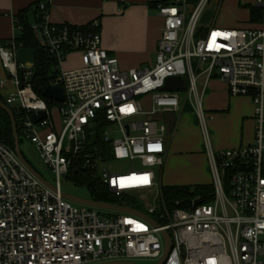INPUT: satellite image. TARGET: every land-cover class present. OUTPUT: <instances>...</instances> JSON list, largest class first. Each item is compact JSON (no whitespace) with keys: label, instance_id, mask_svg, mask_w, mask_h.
Masks as SVG:
<instances>
[{"label":"built area","instance_id":"2783aa9c","mask_svg":"<svg viewBox=\"0 0 264 264\" xmlns=\"http://www.w3.org/2000/svg\"><path fill=\"white\" fill-rule=\"evenodd\" d=\"M148 2L163 19L157 55L150 66L132 69H120L117 57L103 48L97 20L54 24L49 2L38 3L31 28L54 60L58 76L52 82L62 87L61 103L31 87L32 69L17 63L13 39L0 44L2 67L14 88L5 101L19 118L21 137L37 148L54 176L53 182L44 178L49 188L0 142V264H264V25L203 29L197 23L208 0ZM73 52L81 65L63 68ZM168 76L182 77L186 88L161 90ZM211 78L223 82L230 96L251 99L252 143L212 149L202 107ZM5 81L0 79V87ZM181 106L197 114L213 190L168 207L152 170L165 164L166 128L146 116ZM34 111L45 112V118L33 121ZM124 160L138 167L125 173L112 168ZM71 176L97 180L115 197L134 196L136 202L113 204L144 216L65 198L61 180L76 183ZM164 232L170 238L167 253Z\"/></svg>","mask_w":264,"mask_h":264},{"label":"crops","instance_id":"0c3cea01","mask_svg":"<svg viewBox=\"0 0 264 264\" xmlns=\"http://www.w3.org/2000/svg\"><path fill=\"white\" fill-rule=\"evenodd\" d=\"M45 0H0V42L12 40L19 34L16 28V15L23 9ZM48 20L54 24L67 23L73 26L85 25L97 20L103 48L118 59L120 69H132L137 66H150L156 58L158 39L163 28V19L148 0H47ZM224 0H219L217 12L209 25H200L205 29L210 25L228 28H258L264 25V0H245L244 5L261 9V16L250 21L249 9H228L222 11ZM207 4V3H206ZM243 5V6H244ZM224 18L215 23L218 13ZM38 17L33 10L28 12L29 22L35 23ZM75 56L80 64L79 53ZM67 55V56H68ZM66 56V57H67ZM67 60V59H66ZM62 64L64 67V64ZM8 74L2 67L0 59V79H6L0 87L2 97L14 90ZM203 94L202 107L209 115L207 127L212 149H228L253 142V104L248 96H230L226 86L216 78L209 80ZM189 107V106H187ZM183 108L174 111L180 112ZM173 112V113H174ZM181 119V118H179ZM165 124L164 143L166 147L165 164L159 168L158 181L162 185L163 170L172 173L168 176V185L210 184L206 144L198 126V138L194 143L187 142L182 132L180 120ZM188 164L193 174L185 176L182 168ZM171 181V182H170Z\"/></svg>","mask_w":264,"mask_h":264},{"label":"trees","instance_id":"16d2710c","mask_svg":"<svg viewBox=\"0 0 264 264\" xmlns=\"http://www.w3.org/2000/svg\"><path fill=\"white\" fill-rule=\"evenodd\" d=\"M38 3L31 5L28 9H23L19 11L16 15V28L20 30L17 37L13 39V42L18 47L26 48V49H34L35 50V58L36 63L32 72V77L30 79L31 87L34 88L38 96L43 97L42 93L46 89L48 81H55L58 73L53 70L54 60L48 56L43 47L38 43L33 29L31 28V23L29 22L28 12L33 10V13H36ZM249 9V19L250 21L257 20L261 16V9L256 6L246 5ZM38 17H36L35 21H37ZM10 40H3L0 44H6ZM0 100L5 102V98L0 94ZM49 104H53L49 102ZM13 115L16 119V125L18 127L19 118L15 110L13 109ZM18 138H19V146L22 141L21 134L17 129ZM0 142L12 150L14 147V136L11 132V121L8 118L6 112L0 109ZM23 153V152H22ZM76 184H86L88 189L92 192V199L94 201H103L108 203H131L136 202L134 196L125 195L122 197H115L112 194L110 195L106 189L101 186V184L97 180H91L90 178H86V176L75 177L71 176ZM85 182V183H83ZM162 188V196L163 200L168 207L175 204V201L185 198H191L194 196H198L199 194L211 193L213 190V186L210 184H199V185H161ZM201 201L206 202L205 199H201Z\"/></svg>","mask_w":264,"mask_h":264},{"label":"rangeland","instance_id":"374dc122","mask_svg":"<svg viewBox=\"0 0 264 264\" xmlns=\"http://www.w3.org/2000/svg\"><path fill=\"white\" fill-rule=\"evenodd\" d=\"M245 0H224L223 5H222V11H227L228 9H244V8H248L246 7L247 4L244 5ZM219 0H208L207 4L205 5V7L203 8V12L200 15V18L198 20V25H209L211 24L210 22L212 21V19L215 17L216 12L218 10L217 8V4H218ZM244 5V6H243ZM223 13H218L217 18H216V22L217 24H219V21L224 19V18H228L227 16H223ZM218 26V25H217ZM219 27V26H218ZM161 34V33H160ZM66 62L64 64L65 69H74L77 68L78 66L81 65V61L80 64H78V60L75 56L72 55H68L66 58ZM33 69V68H32ZM8 78V76H7ZM203 81L202 78H200L197 83L198 86L201 88L203 83L201 82ZM179 97L181 98V101L184 99L185 97V93L181 92ZM6 98V97H4ZM194 99L189 100V103H193ZM143 108L148 110L150 109V104L148 99H145L143 101ZM56 105H54V110L57 111L56 109ZM183 108L182 111V117L180 112H156L153 113V115L150 116H146L147 118L156 121L157 125H163L165 127V124L168 122H174L177 119L180 120V123H182L181 128H182V132L184 133V137L186 139L187 142H192L194 143V141L197 140L198 138V127H196L197 123H198V118H197V114L195 113V111L190 108V107H182ZM143 118V117H142ZM166 128V127H165ZM168 129V128H166ZM22 141L20 143L21 150L23 152V156L26 159L27 162H29V164L31 165V167L38 172L43 178H45L47 181L49 182H53L54 181V176L53 174L48 170L47 166L44 164V162L41 160V158L39 157L37 148L34 147L33 144H31L28 140L21 138ZM133 166L134 168L138 167V163L135 162L133 164H131L130 161H115L112 163V168L122 171L125 173V171L130 170V167ZM167 169V168H166ZM166 169L164 168L163 170V177H162V185H168V181L169 178L168 176L172 173L171 171L167 172ZM153 172L157 174V176H159V166H155L154 168H152ZM210 171V168H209ZM182 172L185 176H190L191 174H193L194 172H192L191 167L186 164L183 168H182ZM212 181V174L210 171V177L208 178L207 182H211ZM171 182V181H170ZM60 189L62 190V192L64 194H69L71 196H74L76 198H83V199H90L92 198V192L88 189L86 184H76L74 182H72L71 180H65L62 179L61 180V185H60ZM72 205H74L75 207H80V205L73 203ZM100 211V210H99ZM106 213L105 211H101ZM140 264H154L155 262L153 261H149V260H142L139 261Z\"/></svg>","mask_w":264,"mask_h":264},{"label":"water","instance_id":"95a60500","mask_svg":"<svg viewBox=\"0 0 264 264\" xmlns=\"http://www.w3.org/2000/svg\"><path fill=\"white\" fill-rule=\"evenodd\" d=\"M15 59H16L17 63H22L26 68L32 69L36 63L35 50L18 47L16 50V53H15ZM18 73H19V78L23 79V73H22L21 68L18 69ZM163 84H164V86L161 88V90H163V91H167V90L181 91V90H184L186 88V83L184 82V79L180 76H168V77H166ZM42 96L47 101L53 100L55 102L61 103L63 101L62 87H60V85L57 83H53L52 81H48L46 89L43 91ZM0 109L2 111L6 112L8 115V118H10L11 132L13 133V136H14V147H15L14 151H15V154H16L18 160L20 162H22L26 166V168L34 176H37L49 188H53L52 184H50L49 182H46V180H44V178L38 172H36L31 167L29 162H27L26 159L24 158L21 147H19V138H18V133H17L16 119L14 118L12 109L9 107V105L7 103L2 102L1 100H0ZM31 117H32L33 121L37 122V121L45 118V112L34 111V113L31 115ZM64 197L75 202V203H78V204L82 203V204L89 205V206H92L95 208L98 207L101 209L115 210V211L124 212V213L129 212V213L135 214V215L140 216V217L144 216V215H142V213L140 214V212H138L137 210H134L133 208H130L128 206L124 207L121 205H116L113 203L110 204L108 202H103V201H97V200L93 201L91 199H83V198L79 199V198H76V197L71 196L69 194H65ZM164 237L166 239L165 253H167V251L170 248L169 247L170 238L168 237V234L166 232H164ZM102 264H133V263L113 262V263H102ZM159 264H161V262Z\"/></svg>","mask_w":264,"mask_h":264}]
</instances>
